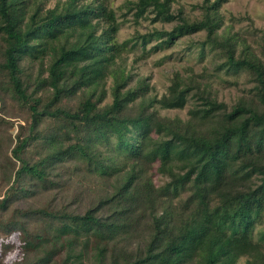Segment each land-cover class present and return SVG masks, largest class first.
<instances>
[{"label": "trees", "instance_id": "obj_1", "mask_svg": "<svg viewBox=\"0 0 264 264\" xmlns=\"http://www.w3.org/2000/svg\"><path fill=\"white\" fill-rule=\"evenodd\" d=\"M224 1L202 0L200 16L190 19L173 8L177 0H126V21L139 25L149 13L152 23H173L137 33L132 46L202 33L188 46L222 59L211 71L173 72L157 97L149 77L130 84L146 51L129 58L130 40L117 41L107 0H0V82L32 118L29 135L15 137L0 207L13 191L52 193L12 221L26 247L40 250L37 263L64 252L60 264H82L91 250L92 264H264V29L255 30L253 49L223 24ZM24 65L35 66V79ZM222 69L246 72L254 96L219 101L206 76L229 82ZM43 90L49 93L37 96ZM189 100L185 118L159 113L181 111ZM42 116L55 130L43 138L45 156L30 163L22 152ZM67 187L69 200L59 199ZM79 201L86 206L75 207ZM33 215L46 220L43 229L21 219Z\"/></svg>", "mask_w": 264, "mask_h": 264}, {"label": "rangeland", "instance_id": "obj_2", "mask_svg": "<svg viewBox=\"0 0 264 264\" xmlns=\"http://www.w3.org/2000/svg\"><path fill=\"white\" fill-rule=\"evenodd\" d=\"M107 1L110 7L114 9L117 22L119 23V29L116 34L118 42L129 41L130 38L137 33L144 35L150 32L154 27L157 29L170 30L173 25V23H152V15L149 13L146 19H141L140 24L135 25L131 21H126V17L127 19L131 18L130 14L126 16V10L123 7L126 0ZM201 3L202 0H177V3L173 4V8H180L183 12V16L189 17L190 19L195 17L198 18L200 16L199 5ZM220 13L223 16L224 25H231L234 31H238L242 36L247 38V42L250 43L253 49H257L259 34H257L255 30L264 29V0H225L220 8ZM248 18L253 21L252 27L249 26ZM202 36L203 34L200 33L188 37H179L168 46H158V40H151L146 44L145 50H142L140 44L132 46L130 40L127 43V48L130 49L128 52L130 59L138 58L143 51H146L144 59L138 60L131 67L134 76L130 84L139 76L149 77L148 84L151 88L150 94L160 97L167 92L173 72L178 71L183 74L185 68L192 67L196 73H199L202 66H206L208 70L211 71L216 64L221 63L222 59L217 57L214 58V54L209 52V50H204L203 57H200V50L196 46H188L189 42L199 41L202 39ZM251 40L253 42H251ZM25 66L26 74L30 73L33 79L38 73L37 69L35 66L33 68L28 67V65H24V67ZM219 73L224 76L225 79H228L229 82L218 80L213 76H206L212 83L213 89L216 90L219 101H223L230 106L241 98L248 100L254 96V84L250 81L246 72L240 71L236 75H232L231 73L225 75V71L222 69ZM46 74V71H44L42 76H46ZM234 80H236L237 85H233L230 82ZM110 84L111 82L109 80L106 85L108 94L104 103H109L111 100L109 95ZM46 91H40L37 96H41L42 94L47 95L49 92L45 93ZM74 102V99L70 101L64 100L63 104L72 105ZM192 103L193 100H189L185 108L181 111H159V113L160 115H167L170 117L179 115L185 118ZM31 122V113L28 109L18 103L8 84L0 82V201L3 198L4 192L9 188L7 178H11L13 174L14 167L9 160H11L10 151L15 145V137L18 134H20L21 137L28 136V126L32 124ZM54 124L53 120H49L44 116L36 121L34 134L30 136L22 152L30 163L38 162L41 157H44L45 153L48 152L47 146L44 145L43 138L48 132H53V130H55ZM66 160L65 162H68V159ZM15 165L16 170L18 163H15ZM3 175H6V178H4ZM153 180L157 185L161 183L159 175H155ZM69 189L70 187H67L64 192L56 193L57 197L59 199H66L68 197L66 196V192H69ZM33 191L10 192V198L6 205L0 207V264H40L37 263L40 250L38 251L31 247H26L20 228L12 223L13 219L18 218L22 211L30 208L43 207L44 204L47 203L45 201L52 199V193L40 195L38 193L41 189H39L37 193H35V189ZM83 194L84 188L83 192L80 194L81 199L84 197ZM68 200L69 198L66 199V201ZM56 202L57 199L53 201L52 206H54ZM86 204V201H79L74 206L82 209ZM21 219L26 224H29L31 229L35 228L36 230L43 229L44 222L46 221L45 219L41 220L35 215L30 217L24 216ZM51 224L55 225L57 223L51 222ZM132 248L134 247L132 246ZM91 255L92 251L89 250L88 257L84 259L82 264H92L90 261ZM63 258L64 252H59L53 256L50 263L60 264Z\"/></svg>", "mask_w": 264, "mask_h": 264}]
</instances>
